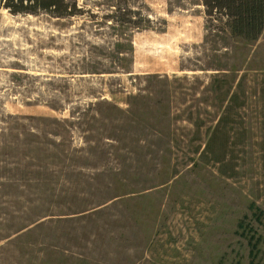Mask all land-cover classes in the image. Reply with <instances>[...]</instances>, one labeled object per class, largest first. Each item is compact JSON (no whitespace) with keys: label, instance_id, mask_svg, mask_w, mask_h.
Here are the masks:
<instances>
[{"label":"rangeland","instance_id":"rangeland-1","mask_svg":"<svg viewBox=\"0 0 264 264\" xmlns=\"http://www.w3.org/2000/svg\"><path fill=\"white\" fill-rule=\"evenodd\" d=\"M5 1L0 264H264V30L202 0Z\"/></svg>","mask_w":264,"mask_h":264},{"label":"trees","instance_id":"trees-1","mask_svg":"<svg viewBox=\"0 0 264 264\" xmlns=\"http://www.w3.org/2000/svg\"><path fill=\"white\" fill-rule=\"evenodd\" d=\"M202 4L205 7V14L208 18L212 19L217 14L223 15L225 19L224 24L233 36L251 41L255 40L264 30V0H202ZM5 5L12 12L34 13L38 9H44L50 10L53 16L56 17L73 15L75 13L71 11L72 9H70L65 0H6ZM72 6L74 7L75 3ZM219 125L218 123L215 126L214 133ZM249 208L257 222H262V210L254 203H250ZM247 230L251 232V228ZM254 250L255 246L251 244L250 256ZM250 264H252V261Z\"/></svg>","mask_w":264,"mask_h":264},{"label":"bare ground","instance_id":"bare-ground-1","mask_svg":"<svg viewBox=\"0 0 264 264\" xmlns=\"http://www.w3.org/2000/svg\"><path fill=\"white\" fill-rule=\"evenodd\" d=\"M4 17H5V14H4V11H1L0 12V21H2L3 19H4ZM1 23V22H0ZM3 23V22H2ZM15 44H17V43H15Z\"/></svg>","mask_w":264,"mask_h":264}]
</instances>
